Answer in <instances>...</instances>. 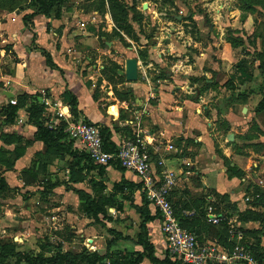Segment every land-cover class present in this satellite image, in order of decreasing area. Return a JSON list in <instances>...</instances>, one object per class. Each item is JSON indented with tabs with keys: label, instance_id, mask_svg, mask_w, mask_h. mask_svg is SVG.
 Instances as JSON below:
<instances>
[{
	"label": "crops",
	"instance_id": "1",
	"mask_svg": "<svg viewBox=\"0 0 264 264\" xmlns=\"http://www.w3.org/2000/svg\"><path fill=\"white\" fill-rule=\"evenodd\" d=\"M24 16L6 11L0 21L4 55L13 53L16 58L0 66V171L10 190H39L49 184L42 190L45 197L64 188L77 195L80 208L77 189L94 194L92 173L74 181L72 156L37 138L30 103L20 104L15 121L7 122L9 106L33 96L43 106L41 116L48 129L63 127L68 133L70 121L85 119L108 127L115 144L130 137L145 142L154 171L175 174L171 202L180 224L200 244L221 254L238 245L264 251V233L257 234L264 232V60L251 72L235 69L237 52L225 40L218 50L222 61L209 67L200 54L190 51L176 54L170 65L164 49L152 47L144 61L129 57L133 51L119 38L105 39L107 46L102 48L104 37L95 33V26L83 31L79 21L55 13L38 14L29 22ZM132 59L137 61V77L129 80L126 70ZM232 91L243 96L231 99ZM93 174L104 183L103 194H114L117 200L107 207L104 225L80 209L90 226L81 231L71 227V240L81 235L91 253L119 254L116 264H152L148 258L136 261L144 252L139 239L144 219L132 204L144 206L140 178L112 166L106 168L107 180ZM14 176L15 186L10 182ZM82 184L87 187H79ZM148 208L149 242L162 260L167 253L161 217L154 205ZM210 214L219 223L210 222ZM91 230L95 234L87 236ZM109 259L105 257L106 264H111Z\"/></svg>",
	"mask_w": 264,
	"mask_h": 264
},
{
	"label": "rangeland",
	"instance_id": "2",
	"mask_svg": "<svg viewBox=\"0 0 264 264\" xmlns=\"http://www.w3.org/2000/svg\"><path fill=\"white\" fill-rule=\"evenodd\" d=\"M47 1L50 11L53 9L52 13L79 21L78 28L81 30L85 31L89 26H95V33L104 37L100 39L102 48L105 49L104 46H107L103 43L105 39L113 41L119 38L127 50L133 51L132 54H128L129 57H140L146 61L150 47L160 48L164 49L162 53L172 65L176 54L183 52L190 55L193 52L200 54L205 67H209L213 61H222L218 53L219 45L227 40L237 52L239 59L235 69L251 72L250 68H255L256 64L264 60V0ZM0 2L4 6L16 5L19 9L15 11L21 12V16L34 13L40 7L36 0H0ZM6 11H8L6 8L0 7V21ZM50 28L52 29L53 26ZM88 30L91 31L89 28ZM196 42L200 44L196 46ZM2 45L0 44V66L3 68L16 58L13 53L9 54V51H7L8 56L4 55ZM188 62H191V58ZM230 90L226 93V97L231 94ZM240 94L232 91L230 98L238 99L243 96V93ZM245 95L247 97V92ZM2 120L0 117L1 124ZM2 177H4L3 172L0 171V243H6L19 252H29L34 257L36 255L55 257L59 245L63 253L79 254L85 250L90 252L83 246L84 237L81 235L71 240L73 229L81 231L90 226L78 206L77 195L66 192L64 188H57L48 192L45 197L46 193H42V190L49 184L42 185L39 190L16 186L11 190L7 188L8 191L4 194L1 191ZM10 182L15 186L17 183L15 176L10 178ZM79 187H87V185L82 184ZM261 215L264 216L263 213ZM257 232L258 235L264 233L259 230ZM93 234L95 232L91 230L86 235ZM254 247L259 251L262 250ZM0 264L30 263L24 260L17 263L16 257L5 258L0 254ZM62 264L73 263L68 261Z\"/></svg>",
	"mask_w": 264,
	"mask_h": 264
},
{
	"label": "trees",
	"instance_id": "3",
	"mask_svg": "<svg viewBox=\"0 0 264 264\" xmlns=\"http://www.w3.org/2000/svg\"><path fill=\"white\" fill-rule=\"evenodd\" d=\"M36 1L39 2V6H40L39 10H36L34 13L26 14L24 16L26 22H28V20L30 21L34 16L38 14H45V15L50 16L53 11V9L50 11L49 1L47 0H36ZM37 6L38 5H35V7ZM0 7H2L3 9L6 8V10L8 11H15L19 9L16 5L15 6H4V4H2L1 2H0ZM116 20L118 21V19ZM25 98H22L21 102L17 103L16 105L9 106V108L5 112L7 122L12 123L15 121L18 115L20 104L21 105L24 103L31 104L29 109L31 112V120L32 122L36 124L38 128L37 138L44 141L45 144H47L49 147H54L58 152L64 151L68 155L72 156L73 161H72L71 178L76 182H81L85 178V173H86V176L92 173L91 180L93 181L94 194L92 195L91 193L87 191L79 190V189H77V192L81 196L82 211L85 214H87L89 217L93 218L99 224L104 225V220L108 218L107 207L114 206L117 198L115 197L116 195L114 194L108 195V196L103 194L105 185L103 182L96 181L97 178L93 174V171H96L97 175L107 180L106 178V168L107 167L112 166L114 168H118L121 170H126V169H124L116 160H112L107 165H99L91 159L89 154L75 149L73 146L74 141L68 138L69 134L64 131L63 127H61V129L56 130V131L45 127L44 118L41 116L42 111H43V106L36 103L34 101L35 98L33 96H27ZM73 110H74V113L77 114L76 105L73 107ZM100 127H101L105 149L107 151L116 153L117 146L112 141V134H111L110 129L108 127H103L101 125ZM64 138L66 140H64V142L61 141ZM17 140H18V137H17ZM2 180H3V188L1 189V191H3V193L6 194V192L10 190L9 185L6 179H4V177H2ZM131 186L133 185L131 184ZM139 187H142L141 183L139 184ZM7 188L8 190L6 191ZM143 199H144V206H138L132 203L133 206L137 208V211L140 213L141 217L144 219L141 225L142 231H141L140 238H139L140 244L144 248V252L136 258V261L141 262L144 260V258H148L152 262V264H184L180 257H171L169 256L168 252H166L167 257L162 260L157 258L154 255V248L152 244L149 242L148 230L146 227V222L147 220L150 219V210L148 208L150 201L148 200L145 193H144ZM181 225L186 228V226H184L182 223ZM57 248H59V251L55 257H45L42 255H36L34 257V255L30 254L29 252H19L16 249L10 248V246L6 243L4 244L0 243V254L5 256V258L11 257V256L16 257L17 263L19 261L24 260L30 264H36V263L37 264H62L63 262L67 263L68 261L73 264H106L104 260H105V257L107 256H109L110 258L109 260L111 264H116L120 259L119 254L117 253L113 254L112 256L110 255L100 256L97 253H91L85 250L82 253L74 254L72 252L63 253L61 250L62 249L61 245H59ZM252 250H253L254 255L257 258L264 261V251L263 250L259 251L255 247H253ZM171 258H173L174 260Z\"/></svg>",
	"mask_w": 264,
	"mask_h": 264
},
{
	"label": "built area",
	"instance_id": "4",
	"mask_svg": "<svg viewBox=\"0 0 264 264\" xmlns=\"http://www.w3.org/2000/svg\"><path fill=\"white\" fill-rule=\"evenodd\" d=\"M67 131L78 150L89 154L95 163L107 165L116 160L124 169L140 178L142 190L160 214L169 256L180 257L184 264H209L213 261L226 264H264L244 245H238L229 254H221L213 246L202 245L193 232L180 224L170 198L176 176L173 172L159 175L154 171L145 142L131 137L122 139L116 144V153H113L105 149L101 127L97 123L85 119L73 120L69 122ZM219 220L217 216L210 214V222L217 224Z\"/></svg>",
	"mask_w": 264,
	"mask_h": 264
},
{
	"label": "water",
	"instance_id": "5",
	"mask_svg": "<svg viewBox=\"0 0 264 264\" xmlns=\"http://www.w3.org/2000/svg\"><path fill=\"white\" fill-rule=\"evenodd\" d=\"M136 73H137V61L132 59L128 62L126 76L129 80H134L137 77Z\"/></svg>",
	"mask_w": 264,
	"mask_h": 264
}]
</instances>
